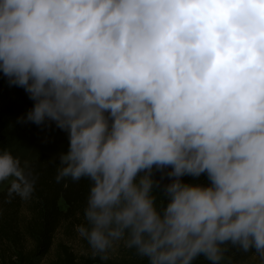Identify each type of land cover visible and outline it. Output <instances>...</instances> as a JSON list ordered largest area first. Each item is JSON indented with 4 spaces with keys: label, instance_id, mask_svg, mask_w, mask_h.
Wrapping results in <instances>:
<instances>
[{
    "label": "clouds",
    "instance_id": "9594fccd",
    "mask_svg": "<svg viewBox=\"0 0 264 264\" xmlns=\"http://www.w3.org/2000/svg\"><path fill=\"white\" fill-rule=\"evenodd\" d=\"M0 72L34 102L18 122L67 133L49 163L88 182L93 256L264 264V0H0ZM29 167L0 147L9 195Z\"/></svg>",
    "mask_w": 264,
    "mask_h": 264
},
{
    "label": "trees",
    "instance_id": "16d2710c",
    "mask_svg": "<svg viewBox=\"0 0 264 264\" xmlns=\"http://www.w3.org/2000/svg\"><path fill=\"white\" fill-rule=\"evenodd\" d=\"M33 103L23 88L10 86L0 72V147L12 149V145L25 136L27 129L48 127L18 122L17 118L25 115ZM54 156L42 153L30 161L27 171L35 180V190L29 199L9 195L10 184L0 193V264H42L58 234L69 239L77 233L75 226L82 220L88 182L67 181V186L64 181L57 183L55 166L49 163ZM55 157L58 163L59 157ZM159 175L157 172V178ZM184 179L192 180L191 177ZM200 181L207 182L206 176ZM234 259L240 264H260L253 253L236 252ZM251 259L254 260L249 262ZM46 264H145V261L134 250L124 247L119 256L108 261L96 256L78 258L67 245L58 242L54 258Z\"/></svg>",
    "mask_w": 264,
    "mask_h": 264
},
{
    "label": "rangeland",
    "instance_id": "374dc122",
    "mask_svg": "<svg viewBox=\"0 0 264 264\" xmlns=\"http://www.w3.org/2000/svg\"><path fill=\"white\" fill-rule=\"evenodd\" d=\"M11 148L13 153L19 156L22 161L27 160L30 162L42 153L58 156L61 151H66L68 148V136L65 131H60L53 122L45 128L35 126V128L27 129L25 136L21 140L16 141ZM9 184L10 182H0V193ZM58 242L67 245L78 258L81 256H93L87 243L77 233L69 239L62 236V234H58L53 248L42 264H46L54 258ZM122 250L123 246L117 248L116 251L110 254V258H116ZM253 260L251 259L249 262Z\"/></svg>",
    "mask_w": 264,
    "mask_h": 264
}]
</instances>
